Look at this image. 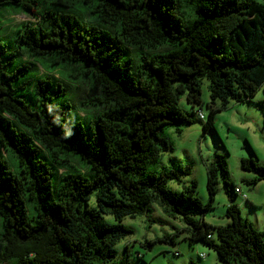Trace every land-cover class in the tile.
Instances as JSON below:
<instances>
[{"label":"trees","instance_id":"trees-1","mask_svg":"<svg viewBox=\"0 0 264 264\" xmlns=\"http://www.w3.org/2000/svg\"><path fill=\"white\" fill-rule=\"evenodd\" d=\"M3 10L36 21L6 33ZM263 84L264 0H0V264H126L113 262L130 232L120 220L151 201L225 263L264 264V231L236 204L223 225L196 217L220 179L248 199L224 154L206 165V203L194 180L173 191L177 171L147 170L172 149L166 126L194 122L204 104L202 129L214 130L218 111ZM251 153L240 165L255 183L264 164Z\"/></svg>","mask_w":264,"mask_h":264},{"label":"rangeland","instance_id":"rangeland-1","mask_svg":"<svg viewBox=\"0 0 264 264\" xmlns=\"http://www.w3.org/2000/svg\"><path fill=\"white\" fill-rule=\"evenodd\" d=\"M262 1V0H255ZM1 24L4 32L8 33L15 25L24 21H36L32 13L23 11H2ZM264 87V84H263ZM263 87L253 95L264 96ZM71 91L77 95L85 94L86 87L82 83L70 81ZM201 99L209 101L208 80L201 78ZM179 104L190 110L184 95ZM218 104V102H217ZM244 104L246 110L236 108ZM208 108L203 104L201 111L207 114ZM264 107L241 102H229L227 108L216 113L214 130H203L202 122L197 114L194 122L179 123L166 126L162 135L172 143V149L163 150L158 159L147 165V170L160 174L162 172H178V177L167 179L166 186L173 191H179L184 186L195 181V195L203 202L209 200L206 184V165L215 153L225 155L230 182L245 193L248 199L233 192L231 185H225L223 180L217 183L212 207L198 213L196 217L213 224L223 225L226 205L236 204L240 214L254 228L264 231V179L255 183V173L241 168V158L252 155L251 150L260 162L264 164ZM82 114V112H81ZM189 168L187 173L178 169ZM253 200V201H252ZM253 202V205L251 203ZM110 222H115L112 215H105ZM120 223L129 228L130 232L115 244L116 255L113 262L122 260L126 264H185L193 260L196 264H227L218 257L216 252L208 248L202 241L187 239V225L179 218L166 214L155 201L148 203L144 211L135 216H124ZM171 237L172 242L168 240ZM203 257H199V254Z\"/></svg>","mask_w":264,"mask_h":264},{"label":"crops","instance_id":"crops-1","mask_svg":"<svg viewBox=\"0 0 264 264\" xmlns=\"http://www.w3.org/2000/svg\"><path fill=\"white\" fill-rule=\"evenodd\" d=\"M260 101V104L258 106H262L264 107V96H262L261 94L258 96L256 95L252 101H244L243 103L246 104H256V102ZM242 103V102H241ZM257 105V104H256ZM247 106V105H246ZM244 104H239L236 108H238L239 110H246L245 108L248 109V107H246ZM264 111V110H263ZM253 201V200H252ZM251 201V203L253 204V202Z\"/></svg>","mask_w":264,"mask_h":264},{"label":"built area","instance_id":"built-area-1","mask_svg":"<svg viewBox=\"0 0 264 264\" xmlns=\"http://www.w3.org/2000/svg\"><path fill=\"white\" fill-rule=\"evenodd\" d=\"M197 115H198V117L199 118H201V119H203L204 118V115H203V113H202V111L201 110H198V113H197ZM234 190L236 191V192H238L239 190H238V187H235L234 188ZM244 196V195H243ZM201 256H203V254H199V257H201Z\"/></svg>","mask_w":264,"mask_h":264}]
</instances>
